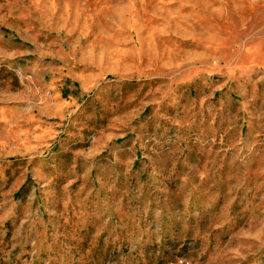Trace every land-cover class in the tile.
<instances>
[{
  "label": "rangeland",
  "instance_id": "rangeland-1",
  "mask_svg": "<svg viewBox=\"0 0 264 264\" xmlns=\"http://www.w3.org/2000/svg\"><path fill=\"white\" fill-rule=\"evenodd\" d=\"M0 264H264V0H0Z\"/></svg>",
  "mask_w": 264,
  "mask_h": 264
}]
</instances>
